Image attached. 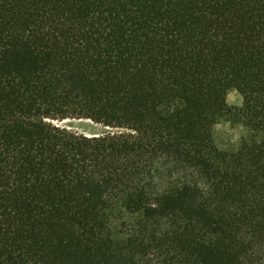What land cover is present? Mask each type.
<instances>
[{
  "label": "trees",
  "instance_id": "trees-1",
  "mask_svg": "<svg viewBox=\"0 0 264 264\" xmlns=\"http://www.w3.org/2000/svg\"><path fill=\"white\" fill-rule=\"evenodd\" d=\"M0 264H264V0H0Z\"/></svg>",
  "mask_w": 264,
  "mask_h": 264
},
{
  "label": "rangeland",
  "instance_id": "rangeland-1",
  "mask_svg": "<svg viewBox=\"0 0 264 264\" xmlns=\"http://www.w3.org/2000/svg\"><path fill=\"white\" fill-rule=\"evenodd\" d=\"M226 101L231 107H239L242 103V98L235 89H230L227 92ZM58 123L87 134L99 132L102 129L100 125L88 119L68 118ZM247 134V128L236 117L228 115L215 124L213 142L219 149L233 150L238 147L241 139Z\"/></svg>",
  "mask_w": 264,
  "mask_h": 264
}]
</instances>
